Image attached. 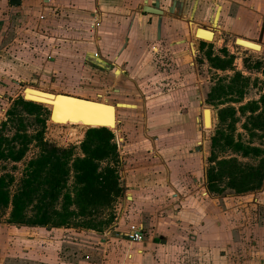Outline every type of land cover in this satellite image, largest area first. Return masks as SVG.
I'll return each mask as SVG.
<instances>
[{
    "label": "crops",
    "instance_id": "0c3cea01",
    "mask_svg": "<svg viewBox=\"0 0 264 264\" xmlns=\"http://www.w3.org/2000/svg\"><path fill=\"white\" fill-rule=\"evenodd\" d=\"M94 4L93 19L100 18L96 36L101 55L125 60L123 73L128 72L130 82L116 88L132 95L125 155L119 151L122 198L128 200L119 228L140 222L144 240L131 242L109 233L112 228L102 234L89 229L92 239H84L79 264H163L177 237L187 244L188 232L194 234L190 237L196 264H221L234 256L238 260L243 256L247 264H264V216L250 212L264 210V185L241 195L229 190L217 195L207 189L202 122L206 107L191 66L198 42L191 34L194 25L216 35L242 33L264 49V0H95ZM145 6L165 14L145 11ZM179 229L184 233H177ZM80 231L85 230L16 225L5 219L0 222V264H72L77 260L74 251H80L81 243L76 242ZM63 232L67 233L62 236ZM63 253L69 257L62 259Z\"/></svg>",
    "mask_w": 264,
    "mask_h": 264
},
{
    "label": "rangeland",
    "instance_id": "374dc122",
    "mask_svg": "<svg viewBox=\"0 0 264 264\" xmlns=\"http://www.w3.org/2000/svg\"><path fill=\"white\" fill-rule=\"evenodd\" d=\"M94 3L95 0H22L21 4H13L9 0H0V124L6 120L7 111L12 106L13 101L18 97H24L23 89L28 86H35L57 93L106 101L115 107L119 106L116 107L117 128L110 130L119 134L126 142L127 130L125 126H132L131 121H129L131 119L129 117H132L131 105L128 103L132 101V95L123 93L124 91L118 92L116 86L119 87L122 83L129 84V76L128 72L123 73V63L125 62L123 58H106L101 55L92 15L95 9ZM194 28L191 34H193ZM215 29L219 30L217 27ZM239 37H244V35L239 32L226 33L224 31L217 32L213 41H205L195 36L198 42L194 45L195 55H193L191 66L195 68L198 82L202 85V98L205 107L210 108L213 114L211 128H204L206 142L203 144V148L207 159L210 156L211 137L216 129L217 110L226 105L208 104L207 94L219 77H226L225 79L228 81L234 73L233 71H219L210 66L205 56L208 46L212 45L215 53H220L221 49L224 48L233 54L235 56V69L250 77V88L243 103L252 99L258 100L264 89V49L255 51L244 48L236 43V39ZM188 49L191 55L190 45ZM245 59H250L252 63L254 60H261V69L259 71L247 70L244 64ZM38 104L43 106L45 115L48 117L47 126L42 128L33 117H26L28 132L36 134L41 131L44 139L50 144L63 148L73 147L75 153L80 154L79 146L88 128L53 124L49 118V107L43 103ZM234 105L239 106L238 103H234ZM142 117L144 119V116ZM243 121L244 118L241 117V121L237 124V131L243 133L244 139L247 140L248 134L242 128ZM140 122L141 126L146 127L144 120ZM15 132L14 128H9L6 135L12 137ZM254 143H258L257 140ZM39 151L36 142H33L20 162H0L1 173L13 177L10 186L12 195L16 193L18 185L26 173L27 162L36 157ZM121 153L122 155L125 153L124 147ZM207 164L209 163L207 162ZM204 173L203 168L198 176L201 183L204 179ZM37 191L40 198L41 193L39 192L41 190ZM39 198L37 195L34 204H32L34 207L32 205L29 207L28 214H35ZM113 209L114 206H111L105 209L103 213L97 214L95 223L111 220V215L114 213ZM10 211L11 208L7 210L4 216L0 217V222L5 221V219L7 221ZM250 212H254L256 216L259 214L264 216V210L260 208L252 209ZM77 221H82V218H78ZM73 228L85 230L84 232H76L80 233L76 242L81 244L77 245L80 251L77 249L74 251V258L77 260L73 261L72 264H79V259L84 258L83 250H81L87 243L84 242V239H92L89 229L93 233L102 234L107 227L101 225L96 229L83 226ZM178 232L179 234L184 233L182 229H179ZM66 233L63 232L62 236ZM189 233L188 238L190 240H186L188 241L187 244L180 243V238H176L177 243L174 245L172 255L171 257L168 255L167 261L164 262L163 260V264H196L198 261L196 248L193 237H190L194 234ZM79 252L81 256L78 255ZM164 254H168V251L165 250ZM60 256L62 259L69 257L66 253ZM234 257L230 262L221 261V264H247L244 263L243 256H241L242 260H238L237 256Z\"/></svg>",
    "mask_w": 264,
    "mask_h": 264
},
{
    "label": "trees",
    "instance_id": "16d2710c",
    "mask_svg": "<svg viewBox=\"0 0 264 264\" xmlns=\"http://www.w3.org/2000/svg\"><path fill=\"white\" fill-rule=\"evenodd\" d=\"M205 56L212 68L234 72L228 81L219 77L207 94L208 104H226L217 110L207 159V189L217 195L227 190L235 195L259 190L264 185V89L258 100L243 103L250 77L235 69V56L224 48L215 53L212 45L206 49ZM244 64L247 70L259 71L262 61L257 59L252 63L245 59ZM26 117H33L42 128L47 126L43 106L22 96L13 101L6 120L0 124V162H20L33 142L40 149L27 162L26 173L14 195L10 192L13 177L0 171V217L11 208L7 219L10 224L112 228L114 209L111 220L95 223V216L113 207L124 194L121 155L114 132L107 127L89 128L80 143V154H76L73 147L50 144L41 131L30 134ZM241 117L247 140L237 131ZM9 128L16 131L12 137L6 135ZM37 190L42 191L40 198ZM37 195L36 212L30 215L29 207ZM78 218L82 221H77Z\"/></svg>",
    "mask_w": 264,
    "mask_h": 264
},
{
    "label": "bare ground",
    "instance_id": "6f19581e",
    "mask_svg": "<svg viewBox=\"0 0 264 264\" xmlns=\"http://www.w3.org/2000/svg\"><path fill=\"white\" fill-rule=\"evenodd\" d=\"M194 26V37L196 36L205 41H213L217 36L212 29L199 27L197 25ZM236 43L247 49L261 51V45L250 39L239 37ZM23 95L28 101L52 104L54 106V112L51 123L53 124L78 126L81 128H86V126H105L109 129L117 128L116 107L106 101L57 93L35 86L25 87L23 89ZM82 100L99 102L100 104ZM212 121L213 114L211 109L208 107L204 108L202 121L204 128H211Z\"/></svg>",
    "mask_w": 264,
    "mask_h": 264
},
{
    "label": "built area",
    "instance_id": "2783aa9c",
    "mask_svg": "<svg viewBox=\"0 0 264 264\" xmlns=\"http://www.w3.org/2000/svg\"><path fill=\"white\" fill-rule=\"evenodd\" d=\"M94 18V17H93ZM95 26L97 27L100 23L99 16L94 19ZM115 134V143L118 151H121L125 145V140ZM127 198L120 197L116 204L114 205L115 217L112 223V230L109 233H114L116 236L126 238L131 242L140 243L144 240V226L140 222H129L127 223V227L125 229L119 228L120 224L123 222L125 213L127 211Z\"/></svg>",
    "mask_w": 264,
    "mask_h": 264
},
{
    "label": "water",
    "instance_id": "95a60500",
    "mask_svg": "<svg viewBox=\"0 0 264 264\" xmlns=\"http://www.w3.org/2000/svg\"><path fill=\"white\" fill-rule=\"evenodd\" d=\"M12 3L14 4H19L20 0H11ZM144 10L145 11H152L154 13H160V14H165L164 11L162 10H159L157 8H153V7H150V6H145L144 7ZM239 38H237L236 40H238ZM24 96V95H23ZM56 96H61V95H56ZM64 97V96H63ZM80 100V99H79ZM82 101H85V102H91V103H96V104H100L99 102H93V101H87V100H82ZM46 106L49 107L50 109V115H49V118H50V121L52 120L53 118V112H54V106L52 104H47L45 103ZM116 111H117V108H116ZM204 125V124H203ZM93 127H99V126H86V128H93ZM100 127H105V126H100Z\"/></svg>",
    "mask_w": 264,
    "mask_h": 264
}]
</instances>
